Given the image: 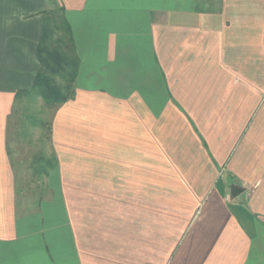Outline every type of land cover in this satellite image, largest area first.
Returning <instances> with one entry per match:
<instances>
[{"label": "crops", "instance_id": "obj_1", "mask_svg": "<svg viewBox=\"0 0 264 264\" xmlns=\"http://www.w3.org/2000/svg\"><path fill=\"white\" fill-rule=\"evenodd\" d=\"M52 2L74 97L23 162ZM0 264H264V0H0Z\"/></svg>", "mask_w": 264, "mask_h": 264}, {"label": "trees", "instance_id": "obj_2", "mask_svg": "<svg viewBox=\"0 0 264 264\" xmlns=\"http://www.w3.org/2000/svg\"><path fill=\"white\" fill-rule=\"evenodd\" d=\"M63 12V8H57L54 12L44 13V22L36 47L39 69L30 89L20 91L16 95L18 100L35 101L40 98L45 106L56 109L73 99L78 58L71 30ZM45 160L52 166L53 161Z\"/></svg>", "mask_w": 264, "mask_h": 264}, {"label": "rangeland", "instance_id": "obj_3", "mask_svg": "<svg viewBox=\"0 0 264 264\" xmlns=\"http://www.w3.org/2000/svg\"><path fill=\"white\" fill-rule=\"evenodd\" d=\"M57 10L52 2L49 10ZM31 100V99H30ZM20 99L17 106V113L14 118L16 128L13 127V136L18 141V158L27 161L31 156L43 154L49 156L48 126L51 121L53 110L45 106L40 98L35 101ZM16 141V142H17ZM51 154V153H50ZM22 172V171H21ZM22 184L37 185V178L30 176V172L24 170L20 178Z\"/></svg>", "mask_w": 264, "mask_h": 264}, {"label": "water", "instance_id": "obj_4", "mask_svg": "<svg viewBox=\"0 0 264 264\" xmlns=\"http://www.w3.org/2000/svg\"><path fill=\"white\" fill-rule=\"evenodd\" d=\"M230 192H231V196L235 198L242 192V190L233 186V187H230Z\"/></svg>", "mask_w": 264, "mask_h": 264}]
</instances>
